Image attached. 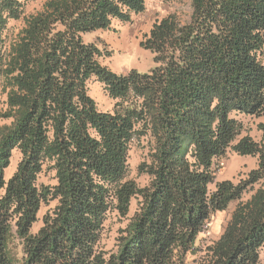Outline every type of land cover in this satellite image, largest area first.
Masks as SVG:
<instances>
[{
  "label": "trees",
  "instance_id": "1",
  "mask_svg": "<svg viewBox=\"0 0 264 264\" xmlns=\"http://www.w3.org/2000/svg\"><path fill=\"white\" fill-rule=\"evenodd\" d=\"M29 1L0 0V117L9 120L0 125V264H259L264 187L242 197L264 178V124L256 140L237 116L264 115V0H191L188 22L169 13L145 35L155 67L125 74L81 34L129 21L145 0H47L24 16ZM22 18L10 42V21ZM92 78L116 100L113 112L89 95ZM135 143L146 150L145 185L129 177ZM229 151L257 156L258 166L210 191ZM46 172L54 184L39 181ZM234 200L221 236L199 245ZM115 218L126 224L108 248Z\"/></svg>",
  "mask_w": 264,
  "mask_h": 264
},
{
  "label": "rangeland",
  "instance_id": "2",
  "mask_svg": "<svg viewBox=\"0 0 264 264\" xmlns=\"http://www.w3.org/2000/svg\"><path fill=\"white\" fill-rule=\"evenodd\" d=\"M47 0H32L25 7V15L36 13L43 9ZM178 13L182 22H188L192 13L191 0H176L164 2L163 0H145V9L141 13H133L129 21H121L113 18L111 25L106 29H97L87 31L81 34L85 43H95L104 52L101 61L109 66L118 74H125L132 69H136L141 73H148L155 67L154 53L146 49L142 45L145 35L150 32L153 24L157 20H161L169 13ZM24 25V19L11 20L7 31V39L11 42L16 37L20 29ZM89 95L96 101L97 107L103 112H113L116 100L113 99L104 89V84L92 78L89 85ZM6 92L3 89V80L0 79V112L6 108ZM243 123V135H251L254 139L260 140L263 132L260 124H264V115L252 116L239 114L237 116ZM9 123L0 117V125ZM146 150L141 144L135 143L129 153L130 174L129 177L136 179L140 185H145L148 178L138 172V166L145 156ZM20 159V152L14 150L11 163L5 170V180L8 181L14 174ZM258 166V157L251 154H238L234 151L227 152L222 158L216 162V177L209 184L210 191L216 189V185L220 181L232 180L238 182L246 179L248 174ZM39 181L45 184H54L53 174L46 172L41 175ZM264 187V178L255 184L253 189L244 193L242 199H248L256 189ZM238 200L231 201L225 210L217 211L200 233L198 244L205 246L217 240L224 231ZM137 200H133V209L136 208ZM54 203L44 204L39 211V220L34 224L33 231H37L42 223V216L49 207ZM126 221L119 222L112 219L109 223V230L105 237L107 247L110 248L114 244L117 229L124 226ZM264 264V248L261 249L260 262Z\"/></svg>",
  "mask_w": 264,
  "mask_h": 264
}]
</instances>
